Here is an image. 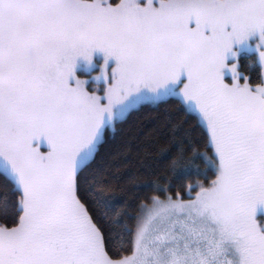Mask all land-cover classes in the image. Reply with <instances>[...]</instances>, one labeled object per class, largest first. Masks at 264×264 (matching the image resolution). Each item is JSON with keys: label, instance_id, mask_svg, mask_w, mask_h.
<instances>
[{"label": "snow or ice", "instance_id": "1", "mask_svg": "<svg viewBox=\"0 0 264 264\" xmlns=\"http://www.w3.org/2000/svg\"><path fill=\"white\" fill-rule=\"evenodd\" d=\"M169 100L189 199L131 167L150 114L116 135ZM0 264H264V0H0Z\"/></svg>", "mask_w": 264, "mask_h": 264}, {"label": "trees", "instance_id": "2", "mask_svg": "<svg viewBox=\"0 0 264 264\" xmlns=\"http://www.w3.org/2000/svg\"><path fill=\"white\" fill-rule=\"evenodd\" d=\"M254 59V55H244L239 58L241 71L255 79L260 75L261 70L258 64L253 63ZM166 113L173 114L176 117L177 122L187 119V123L183 125V128L189 135L190 139L201 140L200 150L203 151L205 145L202 142L200 126L197 125L196 120L191 116L185 117L184 112L180 111L179 104L176 100H169L167 103L161 104L158 109L153 108L150 105H144L141 106L139 110H134L127 123L117 124L116 135H120L121 130L126 132L137 123L142 122L145 115L150 114L152 121L147 127H145L146 136L144 137L143 152L134 157L131 167L134 171H136L141 169L142 166H147L146 171L138 174V182L149 183L159 176L162 183L169 184V181H171V185L173 186L172 190L183 195L185 199H189L190 197L187 195V185L194 184L197 179L205 180V176L198 175L195 169H191L189 172H182L180 169H182L183 164H178L176 169L171 167L173 160H178L182 152H187L189 144H177L172 141L170 138V129L168 127ZM192 128H195L196 131L189 132L188 130ZM178 139L183 140V136ZM153 141H160L166 146L171 147V152L167 158L162 159L160 157L159 152L156 150V144H154ZM188 154L190 155V153ZM137 160H139V162H137ZM184 163H186V161ZM198 163L202 166L201 161H198ZM153 172L156 175H153ZM165 176L167 179L164 178ZM143 191L147 192L148 189H144ZM145 198L146 197L143 196L141 197V199ZM98 211L100 213L107 212V216L112 221L113 225L116 228H121L120 225L116 224L118 217L114 212L103 208H99ZM113 236L115 237L117 246L122 244L125 247L127 246V241L125 240L122 231L119 235L114 232Z\"/></svg>", "mask_w": 264, "mask_h": 264}, {"label": "rangeland", "instance_id": "3", "mask_svg": "<svg viewBox=\"0 0 264 264\" xmlns=\"http://www.w3.org/2000/svg\"><path fill=\"white\" fill-rule=\"evenodd\" d=\"M242 54H245L246 56H252L255 54L252 53V52H249V51H244V52H241L240 53V56ZM104 54L103 52L101 51H97L96 54H95V57H94V62H93V65L89 66L90 69H86V67L84 65H86V62L85 61H81V68L78 69V72L81 74V75H89V76H95L98 72L101 71V65L103 64L104 62ZM109 64H110V67L113 66L115 64V59L113 58L112 60L109 61ZM230 78V77H229ZM100 84L101 88H103L104 86V81H103V78L101 77L100 80L97 82ZM111 131V130H110ZM45 149L47 148V145L45 144Z\"/></svg>", "mask_w": 264, "mask_h": 264}, {"label": "flooded vegetation", "instance_id": "4", "mask_svg": "<svg viewBox=\"0 0 264 264\" xmlns=\"http://www.w3.org/2000/svg\"><path fill=\"white\" fill-rule=\"evenodd\" d=\"M244 55H245V54H242L241 56H244ZM241 56H240V57H241ZM240 57H239V58H240Z\"/></svg>", "mask_w": 264, "mask_h": 264}]
</instances>
